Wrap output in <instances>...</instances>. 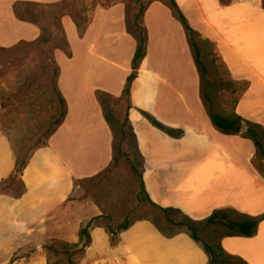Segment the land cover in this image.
<instances>
[{
  "label": "crops",
  "instance_id": "crops-1",
  "mask_svg": "<svg viewBox=\"0 0 264 264\" xmlns=\"http://www.w3.org/2000/svg\"><path fill=\"white\" fill-rule=\"evenodd\" d=\"M13 1L0 0V22L7 30L0 37V46L21 39L32 41L40 35L35 24L20 21L12 14ZM57 1L58 4L62 0ZM175 1L191 27L213 43L230 77L245 83L250 80L234 112L264 127V77L250 63L254 52L252 38L263 35L260 28L264 27V0ZM125 13L124 3L98 7L90 15L81 39L70 16L62 17L72 55L67 57L56 49L53 56L59 67L57 86L66 101L67 114L47 146L37 149L24 169V194L18 199L4 196L0 200V249L17 250L30 240L38 244L29 257L5 264H47L42 249L46 241L77 242L81 224L102 214V208L91 200L81 203L67 198L72 195L76 179L98 174L113 160V135L96 92L119 97L131 72L137 42L126 30ZM143 22L148 38L146 56L132 83L128 117L150 199L160 208L197 222L222 207H232L249 216L264 213V175L253 165L255 147L240 133L223 134L213 126L201 98L200 75L181 23L168 7L156 1L144 12ZM101 50L110 53L101 54ZM112 74L114 78L109 80ZM251 77L257 79L256 83ZM70 94L75 95L74 100H70ZM143 112L181 130L182 135L164 133ZM0 148L1 180L11 173L14 162L12 153L6 147ZM13 235L21 236L19 243ZM90 235L91 244L79 264L209 261L187 231L166 233L147 218L132 221L119 233L116 245L110 244L103 228H92ZM219 243L226 253L239 256L248 264H264V220L254 236L224 235Z\"/></svg>",
  "mask_w": 264,
  "mask_h": 264
},
{
  "label": "rangeland",
  "instance_id": "rangeland-1",
  "mask_svg": "<svg viewBox=\"0 0 264 264\" xmlns=\"http://www.w3.org/2000/svg\"><path fill=\"white\" fill-rule=\"evenodd\" d=\"M135 1L71 0L75 8L80 12V16L88 17V22L92 12L100 6L108 7L117 3H124L127 13L128 10L131 11L135 8ZM141 1L143 3L146 2V0ZM155 1L167 9L168 6L165 3L160 0H154L152 3ZM220 1L228 3L232 0ZM57 2V0H15L12 2L11 11L14 15L17 12L20 15L29 17L33 11L43 13L48 9L46 8L47 6L57 4ZM126 13L124 16L125 27ZM34 20L42 27L41 30L35 24V27L40 31V35H37L34 40L26 41L21 39L8 46H0V49H3L0 50V147H6L12 153L13 162L15 158L14 148L16 145H24L26 148L34 147L52 128L61 110V106L58 103V94L54 85L56 65L52 57V49L55 45L52 46L50 44L51 46L49 48V44L41 43L40 40H44L48 36V27L44 22L41 20L38 21L35 17ZM25 22L32 23L30 21ZM88 22L82 34L79 33L78 29L76 31L80 39L86 34ZM260 31L263 33L262 37L257 36L254 40L253 37L251 41L254 52L250 58V63L253 64L252 67H254L258 74L264 77V27L260 28ZM6 33L7 30L4 26H1L0 22V37ZM198 43L201 47L202 60L207 67L205 74L210 82L208 91L211 94L213 110L231 116L239 96L250 86L251 82L250 80H247L246 83L233 80L224 63L216 55L214 49L200 42ZM69 48L72 55L70 45ZM62 52L66 54L64 51ZM100 53L109 54L110 52L101 50ZM211 54L215 55L212 57ZM99 70H102V68L99 67ZM113 74L109 77V80L112 77L114 78ZM251 78L253 83H256L257 79L255 77ZM70 95V100H74L75 95ZM102 106L105 113L109 114L113 103L110 99L102 97ZM111 132L113 135L112 145L114 156L118 154L117 146L121 140L117 121H112ZM71 144L75 147V144L72 142ZM125 146L132 151L131 159L134 165L139 166L141 160L135 149L136 144L134 145L131 137L127 138ZM26 152L30 153L32 151L27 149ZM254 159L263 168L264 175V154L259 155L255 152ZM7 177L2 178L0 182ZM18 189V187L15 188L16 191ZM12 193V189H9L7 193H1L0 200L4 196L14 198ZM138 194V183L131 172L130 166L124 159H119L117 164L112 160L109 170L103 171L98 175L96 174L92 178L76 179L74 181V190L70 196L77 202L85 203L88 200L94 202L102 208V214L111 217L115 227L125 222L147 218L156 223L158 228L166 233L185 230L184 227L169 222L168 218L178 222L186 220V216L176 211L164 212L154 206L143 204L138 199ZM0 207H3V202H0ZM230 218L240 219L235 214H232ZM198 222V225L202 228L204 223L202 221ZM227 233L228 230L220 225H210L203 227L199 232V236L202 240L216 245L220 237ZM1 237L4 238L3 233ZM20 237L13 235V240L16 242L18 240L19 243ZM36 244H38L36 241L30 240L17 250L0 249V264H5L7 261L10 263V259L12 258L29 257L32 253L36 252Z\"/></svg>",
  "mask_w": 264,
  "mask_h": 264
},
{
  "label": "trees",
  "instance_id": "trees-1",
  "mask_svg": "<svg viewBox=\"0 0 264 264\" xmlns=\"http://www.w3.org/2000/svg\"><path fill=\"white\" fill-rule=\"evenodd\" d=\"M154 0H146L143 3L141 0L135 1V8L126 13V30L129 34L133 35L136 39L137 46L134 51L132 60H131V72L126 77V81L122 92L119 97H114L106 92L97 91L96 98L102 106V97L108 98L112 101L113 106L109 114H106L102 106L104 118L112 130V121L118 122V131L121 136V140L117 146L118 154L113 156L114 162L117 164L119 159H124L130 166L131 172L134 175L139 188V200L146 205L154 206L164 212L170 211L168 208H160L152 202L148 192L146 191L144 180H143V166H135L132 162L131 156L132 151L127 146L125 142L128 137H131L132 141L135 143V134L130 125L129 121V110L132 108L131 103V87L133 81L138 76V71L143 59L146 56V47H147V31L143 22V15L146 9ZM165 3L171 15L176 18L182 25L186 38L190 44L194 61L197 66L198 72L201 79V98L204 104L207 107V112L210 117V120L213 126L223 134L231 135L240 133V128L243 123L247 125V130L244 133H241L242 137L248 138L252 141L256 152L259 155L264 154V127L261 124L252 123L248 120H244L241 116L237 115L235 112L231 116L225 115L223 113H218L213 110L212 107V98L211 94L208 91V86L210 85L208 78L206 77L207 67L204 64L201 57V47L199 43L205 44L208 47L214 49V45L208 39L201 38L200 34L191 27L187 18L179 8L175 0H160ZM125 5V4H124ZM38 6V5H36ZM48 8L45 12L36 13L33 11L31 16L25 17L15 12L16 17L22 21H30L34 24H37L34 20V17L38 21L44 22L48 27V36L44 40H40L42 44L55 45L52 49V57L54 60L53 52L56 49H60L66 53L67 56H71L69 43L66 40L64 28L62 26V17L64 15H69L74 24L76 25L80 34L84 32V29L88 22V17H81L80 12L75 8V5L71 0H62L58 4L47 6ZM126 11V9H125ZM38 25V24H37ZM40 27V25H38ZM42 30V27H40ZM198 38V39H197ZM200 38V39H199ZM39 41V40H38ZM33 44V43H31ZM3 50V49H0ZM212 57L215 54H211ZM55 62V60H54ZM56 75H55V88L58 94V103L61 106L59 111L58 119L55 121L52 128L43 136V138L35 144L32 148H26L24 145H20L14 148L15 149V158L14 166L11 173L5 180L0 182V194L9 192V189L13 190L12 196L16 199L20 198L25 192V184L22 179L23 171L28 165L30 158L33 153L41 148L45 147L48 144V139L50 136L57 130V128L62 124L66 114L67 106L66 101L62 97L58 86H57V77L59 73V67L56 64ZM144 116L150 121V123L163 131L164 133L172 137H180L182 135L181 130L172 129L157 120H155L149 114L143 112ZM30 149L32 152L27 153L26 150ZM254 167L263 174V168L261 165L254 159ZM110 169V165L104 170L107 171ZM98 173V174H99ZM97 174V175H98ZM90 178V177H88ZM92 178V177H91ZM19 188L18 191L15 188ZM16 191V192H14ZM72 196L67 198V201H73ZM235 214L240 217V219H232L230 216ZM264 220V213L258 216H249L246 214L239 213L232 207H222L214 210L206 219L202 220L204 223L203 227L210 225H220L223 228L228 230L226 236H240V237H252L255 235L259 223ZM169 222H173L176 225L182 226L185 228V231L204 249L208 255L209 261L207 264H248L239 256H233L226 253L221 247L219 241L216 245L211 244L206 240H202L199 236L201 228L197 221H194L186 216V220L175 222L168 218ZM131 222H125L121 225L114 226V222L110 216L105 214H100L90 218L88 221L81 224L79 229V238L77 242H67L60 239H50L42 245V249L46 252L47 255V264H79L80 260L84 256L86 248L91 244V235L90 231L92 228L100 227L105 230L109 236L110 244L116 245L119 240V233L122 230L127 229L130 226ZM224 236V235H223ZM16 259H10V263L14 262Z\"/></svg>",
  "mask_w": 264,
  "mask_h": 264
},
{
  "label": "water",
  "instance_id": "water-1",
  "mask_svg": "<svg viewBox=\"0 0 264 264\" xmlns=\"http://www.w3.org/2000/svg\"><path fill=\"white\" fill-rule=\"evenodd\" d=\"M247 130V125L245 124V123H243L242 125H241V128H240V133H242V132H244V131H246Z\"/></svg>",
  "mask_w": 264,
  "mask_h": 264
}]
</instances>
